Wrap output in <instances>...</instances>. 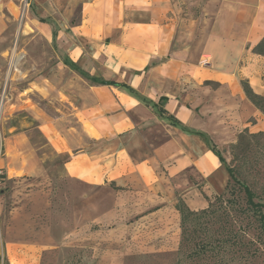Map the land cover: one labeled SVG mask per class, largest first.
Instances as JSON below:
<instances>
[{
	"label": "crops",
	"instance_id": "0c3cea01",
	"mask_svg": "<svg viewBox=\"0 0 264 264\" xmlns=\"http://www.w3.org/2000/svg\"><path fill=\"white\" fill-rule=\"evenodd\" d=\"M21 1L0 0V38L16 21ZM24 15L43 30L56 63L12 95L6 109L15 124L1 129L0 170L25 203L12 213L5 245L57 244L55 238L30 237L36 225L27 213L19 215L32 198L41 199L32 208L42 212L50 181L64 179L72 183L73 198L80 196L79 186L88 192L104 187L114 195V206L90 223L106 235L102 246L82 239L81 224L62 223L78 257L83 252L84 260L95 261L102 249L97 264H108L114 255L108 245H123L111 237L130 229L118 215L136 206L147 214L134 224L154 230L148 223L162 207L177 216V199L190 209L205 205L203 196L228 180L208 142L234 141L245 129L264 132V115L240 85L246 81L264 97V54L255 50L264 39V0H27ZM70 64L134 94L124 86L92 85ZM141 99L162 106L182 128ZM31 129L62 160L58 174L36 153ZM117 254L116 261L122 260L124 253Z\"/></svg>",
	"mask_w": 264,
	"mask_h": 264
},
{
	"label": "rangeland",
	"instance_id": "374dc122",
	"mask_svg": "<svg viewBox=\"0 0 264 264\" xmlns=\"http://www.w3.org/2000/svg\"><path fill=\"white\" fill-rule=\"evenodd\" d=\"M23 1L19 12H16V21L10 23L0 38V158L4 156L2 126L4 123L15 124V119L9 121L6 112L13 100L12 95L14 98L19 90L33 83L56 63L53 46L43 30L37 22H31L30 17L24 15L27 6L24 7ZM16 57L20 58L16 68H13L12 61ZM238 135L234 141L213 145L224 160L222 167L225 171L226 165L233 167L237 178L255 193L256 201L264 203V134L247 138L242 150L234 149ZM29 138L36 153L46 160L45 165L51 174H58L62 160L48 150L36 129L29 131ZM47 188L51 190L48 207L42 212L36 211L32 208L33 200L41 199L32 198L19 216L27 213L36 225V229L29 230L30 237L55 238L57 244L14 249L5 245L10 237V219L13 211L25 201L23 193L15 198L9 184L0 181V245L5 249L6 257L2 264H97L102 249L98 250L100 254L95 261L84 260L83 252L78 257L71 246L72 235L64 230L66 226L62 223L81 224L82 239L96 241L102 246L106 235L96 234L100 227L90 223L99 218L106 208L114 206V195L104 187L88 192L79 186L80 196L73 198L70 193L72 183L64 179L50 181ZM203 198L205 205L200 207L193 203V209L188 207L193 214L186 216L183 226L179 212L176 216L168 206L162 207L155 220L149 221L151 226L154 224V230L142 229L140 223L134 224L142 221V216L147 214H140L141 209L136 206L127 214H122V218L118 215V219L129 223L130 229L116 230L111 237L114 242L121 240L123 245H108L107 251L114 255L120 251L124 254L120 261L112 255L108 264H264V232L252 212L245 210L243 193L230 182L229 176L222 190ZM95 202L96 208L93 207ZM150 239H153L154 245L145 244Z\"/></svg>",
	"mask_w": 264,
	"mask_h": 264
},
{
	"label": "trees",
	"instance_id": "16d2710c",
	"mask_svg": "<svg viewBox=\"0 0 264 264\" xmlns=\"http://www.w3.org/2000/svg\"><path fill=\"white\" fill-rule=\"evenodd\" d=\"M256 52L260 54H264V39L260 42V44L255 48ZM70 67L73 68L75 71H77L83 78L88 80L92 85H110V86H124L128 90L129 93L134 94V91L124 85V84H119L115 81H107L104 80L102 77H94L89 75L88 73L80 70L77 68L75 65L70 64ZM241 88L246 96V98L254 105L256 109H258L263 115H264V97L259 96L255 94L252 89L250 88L249 84L246 81H240ZM146 105H150L152 108L155 109L156 113L163 119H165L169 125L174 126V127H179L182 128L181 124L170 114H168L162 106H158L157 104L151 103L145 99H141ZM165 100V99H164ZM162 100V103L164 102ZM264 132H258L256 134L249 133L248 130H243L241 133L238 135V140L234 144V149H241L243 145L247 144V138H254L258 135H262ZM208 146L210 147V150L218 157L220 163L224 165V160L220 156V154L216 151L214 145L210 142H208ZM246 148V147H245ZM245 150V149H244ZM226 171L229 176L230 182L233 183L234 186H237L240 191L243 193L244 199H245V210L251 211L252 215L255 216L256 221L258 222L259 226L264 232V203L256 201V195L255 193L242 181H240L237 178L236 171L233 167H230L228 165L225 166ZM4 180L3 174L0 175V181ZM229 187V184L226 188ZM175 209L179 212L180 214V220H181V225L183 226L184 220L187 215H192L193 211H191L188 206L184 203L182 199H180L177 204L175 205ZM184 229L182 228V233ZM4 258L2 256V248L0 245V264L4 262ZM5 264V263H4Z\"/></svg>",
	"mask_w": 264,
	"mask_h": 264
},
{
	"label": "built area",
	"instance_id": "2783aa9c",
	"mask_svg": "<svg viewBox=\"0 0 264 264\" xmlns=\"http://www.w3.org/2000/svg\"><path fill=\"white\" fill-rule=\"evenodd\" d=\"M22 1H23V0H22ZM23 2H24V7L27 6V0H24ZM2 174H3V173H2V171L0 170V175H2Z\"/></svg>",
	"mask_w": 264,
	"mask_h": 264
},
{
	"label": "bare ground",
	"instance_id": "6f19581e",
	"mask_svg": "<svg viewBox=\"0 0 264 264\" xmlns=\"http://www.w3.org/2000/svg\"><path fill=\"white\" fill-rule=\"evenodd\" d=\"M19 58H20V57H19ZM19 58H17L16 60L13 61V64H12L13 66L16 67V64H17V61H18Z\"/></svg>",
	"mask_w": 264,
	"mask_h": 264
}]
</instances>
